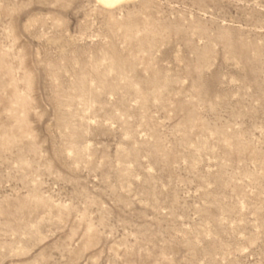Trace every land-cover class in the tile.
I'll use <instances>...</instances> for the list:
<instances>
[{"label": "rangeland", "instance_id": "374dc122", "mask_svg": "<svg viewBox=\"0 0 264 264\" xmlns=\"http://www.w3.org/2000/svg\"><path fill=\"white\" fill-rule=\"evenodd\" d=\"M0 264H264V0H0Z\"/></svg>", "mask_w": 264, "mask_h": 264}, {"label": "bare ground", "instance_id": "6f19581e", "mask_svg": "<svg viewBox=\"0 0 264 264\" xmlns=\"http://www.w3.org/2000/svg\"><path fill=\"white\" fill-rule=\"evenodd\" d=\"M96 1L105 7L112 8L116 5H119L122 2L129 1V0H96Z\"/></svg>", "mask_w": 264, "mask_h": 264}]
</instances>
